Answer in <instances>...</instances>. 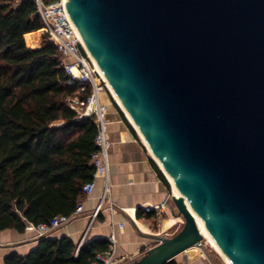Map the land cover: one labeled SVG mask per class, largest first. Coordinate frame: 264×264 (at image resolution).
Masks as SVG:
<instances>
[{
  "label": "water",
  "instance_id": "water-1",
  "mask_svg": "<svg viewBox=\"0 0 264 264\" xmlns=\"http://www.w3.org/2000/svg\"><path fill=\"white\" fill-rule=\"evenodd\" d=\"M66 9L179 192L181 228L121 264H163L200 246L185 203L231 264H264V0H67Z\"/></svg>",
  "mask_w": 264,
  "mask_h": 264
},
{
  "label": "trees",
  "instance_id": "trees-1",
  "mask_svg": "<svg viewBox=\"0 0 264 264\" xmlns=\"http://www.w3.org/2000/svg\"><path fill=\"white\" fill-rule=\"evenodd\" d=\"M38 34L39 45L30 46ZM80 87L69 81L34 0H0V230L23 232L69 214L92 180L93 117L77 118L65 101L85 99L89 89ZM145 214L156 217L154 209ZM108 247L107 238L45 236L24 254L8 252L3 264H91Z\"/></svg>",
  "mask_w": 264,
  "mask_h": 264
},
{
  "label": "crops",
  "instance_id": "crops-1",
  "mask_svg": "<svg viewBox=\"0 0 264 264\" xmlns=\"http://www.w3.org/2000/svg\"><path fill=\"white\" fill-rule=\"evenodd\" d=\"M39 45V36L30 46ZM107 137L109 161L110 200L113 209L104 208L96 219L90 221L89 214L96 207L103 187V177L94 178L92 192L83 200V213L67 224L54 230L49 237L66 236L74 242L94 238L116 240V255L137 258L157 244L158 238L168 235L179 223V217L170 204L169 185L160 167L151 156L138 132L108 99ZM162 174V175H161ZM164 177V179H163ZM164 204L160 218L146 216L143 206L155 208ZM139 210L140 217L136 216ZM39 237L29 228L23 232L14 229L0 230V264L10 251L24 254L32 248ZM200 248V247H199ZM188 259L187 252L176 255V264H213L206 255ZM203 250V248H201ZM205 254V253H204Z\"/></svg>",
  "mask_w": 264,
  "mask_h": 264
},
{
  "label": "built area",
  "instance_id": "built-area-1",
  "mask_svg": "<svg viewBox=\"0 0 264 264\" xmlns=\"http://www.w3.org/2000/svg\"><path fill=\"white\" fill-rule=\"evenodd\" d=\"M66 1L67 0H34L36 11L43 23V30L48 40L60 52L61 64L69 81L79 83L81 85V92L89 89V93L85 99L80 98L78 95H74L67 97L65 101L68 107L76 112L77 118L86 116L93 117L96 126L94 143L97 150L90 156L91 163L94 166L92 180L83 184L82 196L76 203L74 209L69 214L55 215L47 222L26 225V228L35 232L36 237L48 236L57 228L80 216L83 213V200L92 192L94 188V178L97 176L103 177L104 182L101 194L98 198V203L89 214L90 221L96 219L104 208L113 209L114 207L109 198V140L107 137L106 120L107 103L100 95V92L103 90L106 92L110 91L106 85V80L100 74L96 63L86 49L82 38L68 16ZM163 206L164 204L161 203L155 208L143 206V209L144 211L154 209L157 213V218H160V212ZM108 240V249L103 252H97L91 264H121L125 261V256L116 255V240L114 235L110 234ZM194 246L190 248L192 252H189V249L186 251L188 255L193 253ZM131 259L133 258L129 257L127 261Z\"/></svg>",
  "mask_w": 264,
  "mask_h": 264
},
{
  "label": "bare ground",
  "instance_id": "bare-ground-1",
  "mask_svg": "<svg viewBox=\"0 0 264 264\" xmlns=\"http://www.w3.org/2000/svg\"><path fill=\"white\" fill-rule=\"evenodd\" d=\"M98 68V67H97ZM99 70V69H98ZM100 72V71H99ZM101 74V72H100ZM102 75V74H101ZM106 85L114 99V101L120 106V108L123 110V112L125 113L126 117L128 118L129 122L132 124V126L136 129V131L138 132V134L140 135L142 141L144 142L145 146L147 147L148 151L150 152L151 156L153 157V159L157 162L158 166L160 167V169L162 170V172L164 173L165 177L167 178V180L169 181L170 185H171V192L172 195L175 197H179V192L177 191L176 187L173 184L172 179L170 178V176L166 173V171L164 170V168L162 167L161 163L157 160V158L154 156V154L152 153V151L150 150V148L148 147V145L146 144L144 138L142 137L141 133L139 132L138 128L136 127V125L133 123V121L131 120L130 116L128 115V113L126 112V110L123 108V106L121 105L119 99L117 98V96L115 95V93L113 92V90L111 89L110 85L108 84V82H106ZM185 206L187 207V209L193 214V217L196 221V224L199 228V231L201 233V235L203 236V238H206L207 241L210 243V245L215 248L220 255H222V257L224 258V261L226 264H231L230 260L220 251V249L218 248V246L216 245L215 241L212 239V237L207 233V231L205 230V227L202 223V221L200 220V218L193 213L190 208L188 207V205L185 203ZM200 247V248H199ZM195 248H199L201 251L202 255L204 254V250L201 249V246L195 245L193 251L195 250ZM191 251V249H189V252ZM192 252V251H191Z\"/></svg>",
  "mask_w": 264,
  "mask_h": 264
},
{
  "label": "rangeland",
  "instance_id": "rangeland-1",
  "mask_svg": "<svg viewBox=\"0 0 264 264\" xmlns=\"http://www.w3.org/2000/svg\"><path fill=\"white\" fill-rule=\"evenodd\" d=\"M38 36H40V34H38ZM100 95L102 97L103 100L105 99H108L110 98V101L111 103L120 110L119 106L115 103L112 95L110 92H106L105 90L101 91L100 92ZM123 114V113H122ZM124 116V114H123ZM55 124H58V123H55ZM136 130V129H135ZM140 136V135H139ZM167 180V178H166ZM168 182V185H169V193H170V197L172 195V192H171V185L169 183V181L167 180ZM170 204L172 205V207L175 209V206L173 204V202L171 201ZM177 213L176 209H175V214ZM179 217V223L178 225H175L172 229L169 230L168 232V236L176 233L182 226V217L181 216H177ZM202 245H201V248H203L204 250V253L205 255L210 259V261L213 263V264H226L225 261H224V258L222 257V255H220V253L215 249L213 248L210 243L207 241L206 238H203L202 241H201Z\"/></svg>",
  "mask_w": 264,
  "mask_h": 264
}]
</instances>
